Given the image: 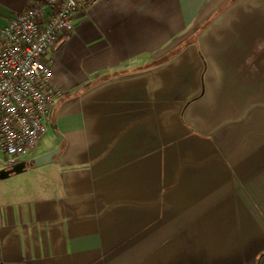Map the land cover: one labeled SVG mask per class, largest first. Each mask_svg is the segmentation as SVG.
Here are the masks:
<instances>
[{
	"label": "crops",
	"instance_id": "0c3cea01",
	"mask_svg": "<svg viewBox=\"0 0 264 264\" xmlns=\"http://www.w3.org/2000/svg\"><path fill=\"white\" fill-rule=\"evenodd\" d=\"M47 59L60 152L0 180V264H264V0H85Z\"/></svg>",
	"mask_w": 264,
	"mask_h": 264
},
{
	"label": "built area",
	"instance_id": "2783aa9c",
	"mask_svg": "<svg viewBox=\"0 0 264 264\" xmlns=\"http://www.w3.org/2000/svg\"><path fill=\"white\" fill-rule=\"evenodd\" d=\"M94 2L96 0H90ZM85 0H34L0 27V153L4 168L24 162L48 129L61 90L47 59L58 36L73 30Z\"/></svg>",
	"mask_w": 264,
	"mask_h": 264
},
{
	"label": "water",
	"instance_id": "95a60500",
	"mask_svg": "<svg viewBox=\"0 0 264 264\" xmlns=\"http://www.w3.org/2000/svg\"><path fill=\"white\" fill-rule=\"evenodd\" d=\"M50 127H51V130L54 132V134L58 140V143L60 144L61 140H62L61 136L55 132L54 126H50ZM59 152H60V149H59V146H57L53 150L33 158L31 160V165L38 167V166H41L43 164L50 163L57 156V154H59ZM25 169H26V166H25L24 162H19L15 165L11 166L8 169L3 168L2 170H0V180L7 178L11 174L21 173Z\"/></svg>",
	"mask_w": 264,
	"mask_h": 264
},
{
	"label": "rangeland",
	"instance_id": "374dc122",
	"mask_svg": "<svg viewBox=\"0 0 264 264\" xmlns=\"http://www.w3.org/2000/svg\"><path fill=\"white\" fill-rule=\"evenodd\" d=\"M56 139L57 138H56L54 132L51 130V127L49 126L47 129V132L45 133L44 136H42V138L38 142L37 148H35L36 150H34V151L35 152L37 151L38 153H40L42 149L49 147L53 143H55ZM3 162H4V156L2 154H0V170H2L4 168Z\"/></svg>",
	"mask_w": 264,
	"mask_h": 264
}]
</instances>
